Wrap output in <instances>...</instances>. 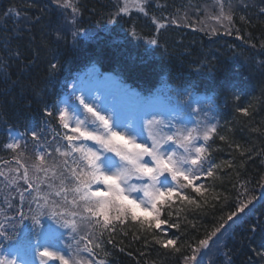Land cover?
<instances>
[{
  "label": "trees",
  "instance_id": "1",
  "mask_svg": "<svg viewBox=\"0 0 264 264\" xmlns=\"http://www.w3.org/2000/svg\"><path fill=\"white\" fill-rule=\"evenodd\" d=\"M210 1L153 0L144 13L122 14L116 0H72L75 29L89 32L75 36L63 31L50 0H0V165L8 160L3 127L58 122L57 99L69 77L88 64L144 92L169 83L212 97L218 120L205 149L214 172L201 183L206 191L186 188L196 203L174 195L171 208L164 207L161 219L179 228L164 224L148 232L130 219L114 228L97 226L101 247L94 249L111 264H184L241 201L258 196L264 181V0L223 1L232 17L230 34L199 24ZM177 18L183 24L170 23ZM145 37L155 43L148 46ZM9 180L0 174V212L17 205ZM157 238L175 239L180 251ZM224 250L229 264H264V200L235 222Z\"/></svg>",
  "mask_w": 264,
  "mask_h": 264
},
{
  "label": "rangeland",
  "instance_id": "2",
  "mask_svg": "<svg viewBox=\"0 0 264 264\" xmlns=\"http://www.w3.org/2000/svg\"><path fill=\"white\" fill-rule=\"evenodd\" d=\"M236 1L242 3V0ZM50 2L62 15L61 28L63 31L68 34L76 33L77 30L73 25V7L58 6L56 0H50ZM116 2L120 12L128 13L142 12L144 6L153 0H116ZM70 3L72 4V0ZM228 3H231V0ZM222 4V0H211L205 5L199 24L213 32L230 34L229 21L224 18L228 15V8ZM88 33L82 31L80 34L87 35ZM175 89L172 94H167L165 91L159 93L146 106H144L145 103L133 104L131 91L111 81L109 76L100 74L96 68H90L85 74L76 75L70 85L69 95L66 97L68 99L58 103V112L59 114L61 111L67 112L69 129L80 122L82 128L103 134L99 121L95 120L84 107L85 104L92 106L96 112L109 119L113 131L131 137L137 143L151 145L153 141L159 142L163 146L161 151L165 155L174 154V158H177L185 154L184 149L179 147L182 137L190 130L196 129L193 132V135L197 137L194 144L200 147V143L205 141L204 132L207 131L208 135L212 133L216 119L213 115V107L205 96L193 94L183 87H175ZM151 112H155L157 116L152 115ZM69 129H65L61 124L62 136H56L51 133L48 126L43 127L32 131L37 133L35 139L32 132L25 138L16 131L7 130L6 143L2 145V148L14 152H8V164L21 179L27 169L31 178V187H27L22 179L23 185L18 190V198L24 204L23 221L26 223L20 224L11 215H3L0 218V231L7 237H11V239H6L4 235H0V255L9 259L22 257V255L32 256L41 264H60L58 260L39 257V251L47 247L63 254L70 260V264H77V262L79 264H84V262L104 264L103 261L96 260L92 256L86 257L84 254V239L90 241L92 235L96 234L94 226L98 225L95 222L96 218L86 210L88 207L86 202L75 191L77 184L73 178L72 169H79L77 163L73 162V157H78L79 154L73 152L72 148L79 146L96 151L100 157L97 161L98 166L110 175L125 168L127 162L122 161L115 153L103 149L102 145L94 140L81 139L70 146L64 139L66 134H71ZM41 132L44 133L42 136ZM167 135H174L177 138L176 142H165L164 138ZM148 138L150 140L146 142ZM9 143H14L17 147L8 149ZM92 143L96 147H92ZM145 161L151 162L147 157ZM188 166L184 165L185 168ZM203 167H207V164L204 163ZM165 176L166 180L164 177L159 180L161 188L171 187L175 183L169 174ZM144 178H138L137 181L129 179L127 184L122 185L129 192L130 198L137 200L144 198L140 188L150 183L148 178L146 181L143 180ZM181 181H183L182 178L179 183ZM37 185L39 191H37ZM133 186H136L135 191H131ZM97 188L103 190V185H97ZM60 190L62 194L59 196L57 194H60ZM258 199H264V181L259 188L258 196L254 200L241 201L233 218L220 227L219 231H215V235L207 238L206 247L200 244L192 255L184 260V264H199L201 261H205L206 264H226L223 243L232 223L246 214L253 202ZM244 205H247L244 211H239V208ZM53 212L57 213L55 218L52 216ZM140 212L144 213L138 210V213ZM34 216L40 217L38 222L33 219ZM65 220L75 223V232L69 227L61 226ZM22 230H28L27 235L33 236L34 239L31 241L29 238H19Z\"/></svg>",
  "mask_w": 264,
  "mask_h": 264
},
{
  "label": "snow or ice",
  "instance_id": "3",
  "mask_svg": "<svg viewBox=\"0 0 264 264\" xmlns=\"http://www.w3.org/2000/svg\"><path fill=\"white\" fill-rule=\"evenodd\" d=\"M56 2L58 6L62 5L64 8L73 7V12L76 11V8L70 3V0H56ZM224 18L231 23L232 17L230 14ZM152 43H155V41H152ZM81 103H83L82 100ZM84 107L95 120L99 121L100 126L103 128V134L82 128L80 122H77L75 127L69 129L66 118L67 112L61 111L59 121L71 133L66 134L64 139L70 146L81 139L88 141L94 140L102 145L103 149L115 153L122 161L127 162L125 168L110 175L102 171L101 167L98 166L97 161L100 157L96 151L79 146L72 148L73 152L79 154L78 157H73V162L77 163L79 169H72L73 178L77 184L75 191L80 194L81 199L88 205L86 210L91 216L96 218V224L101 225L104 229H109L115 227V222L123 224L126 220L130 219L138 222L140 227L148 232H152L153 229H160L164 224L179 228L178 223H169L168 220L161 219V213L164 207L167 205L171 208V199L174 195L181 202H187L188 204L196 203L190 196L182 194L178 189L192 188L197 194L203 195L204 191H206L204 185L197 186L195 181L200 180L202 175H206L208 178L214 176L211 166L207 169L203 167L204 161L202 159V153L204 152V148L197 147L194 144L197 137L193 135V132L196 129L190 130L187 135L182 137L179 143V147L184 149L185 154L174 158V154L165 155L161 151L163 146L159 142L153 141L151 145L137 143L135 139L126 137V135L120 132L113 131L107 117L96 112L92 106L85 104ZM242 111L247 114V109H242ZM47 114L49 116L52 115L51 112ZM212 131H215L214 126ZM32 136L34 139L37 138V133L32 132ZM220 138L224 139L223 136ZM164 139L165 142L172 141L174 143L177 140L174 135H167ZM203 139L205 141L209 139L207 131L204 132ZM15 147L17 145L14 143L7 145L8 149H14ZM146 157L150 159V163L145 161ZM184 165L189 166L185 168ZM37 170H40L38 166ZM165 174H169L171 180L175 183L171 187L161 188L159 186V180L161 177H164L166 180L167 177ZM131 176H136L137 178L146 177L150 181V183L140 188L144 195L143 199L137 200L130 198L129 192L122 186L127 184ZM181 178L185 183H179ZM22 179L31 187V178L28 175L27 169H25ZM13 182L15 183V181ZM95 185H103V190L94 188ZM135 190L136 186H133L131 191ZM37 191H39L38 185ZM245 207L247 205L240 207L239 211L243 212ZM138 210L143 211L146 218L142 219L138 215ZM56 215V212L52 213L53 218ZM168 215L171 216V212H168ZM234 215L235 213L230 214L227 219L231 220ZM147 217H151V219ZM33 219L38 222L37 217L34 216ZM61 226L69 227L73 232L76 231L74 222L70 223L65 220ZM220 227H223V225ZM216 231H219V228ZM0 235H4L6 239H11V237H7L2 231H0ZM212 235H215V232ZM156 242L162 244L165 248L171 246L175 251H180L176 247L177 241L175 239L164 240L157 238ZM200 244L206 247L208 241L201 240ZM99 247L101 245L96 243L93 247H86L85 251L92 252L93 248ZM38 255L42 259H54L60 261V264H70V260L63 254L52 251L47 247L39 251ZM192 259H195V257H192ZM0 264H17V261L15 258L9 259L6 256L0 255ZM84 264H88V262H84Z\"/></svg>",
  "mask_w": 264,
  "mask_h": 264
},
{
  "label": "bare ground",
  "instance_id": "4",
  "mask_svg": "<svg viewBox=\"0 0 264 264\" xmlns=\"http://www.w3.org/2000/svg\"><path fill=\"white\" fill-rule=\"evenodd\" d=\"M117 224H119V222H115V226H117Z\"/></svg>",
  "mask_w": 264,
  "mask_h": 264
}]
</instances>
